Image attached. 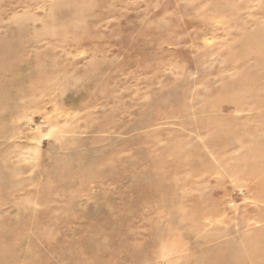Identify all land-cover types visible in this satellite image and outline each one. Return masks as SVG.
<instances>
[{
  "label": "rangeland",
  "instance_id": "1",
  "mask_svg": "<svg viewBox=\"0 0 264 264\" xmlns=\"http://www.w3.org/2000/svg\"><path fill=\"white\" fill-rule=\"evenodd\" d=\"M0 264H264V0H0Z\"/></svg>",
  "mask_w": 264,
  "mask_h": 264
}]
</instances>
